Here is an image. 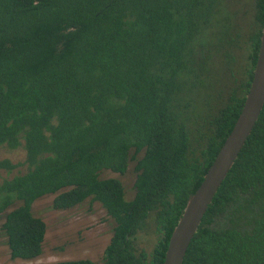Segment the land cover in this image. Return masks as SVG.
<instances>
[{
	"label": "trees",
	"instance_id": "obj_1",
	"mask_svg": "<svg viewBox=\"0 0 264 264\" xmlns=\"http://www.w3.org/2000/svg\"><path fill=\"white\" fill-rule=\"evenodd\" d=\"M263 25L264 0H0V151L11 154L0 159V244L10 260L49 250L46 211L34 209L53 197L56 211L101 204L112 220L101 264H164L243 110ZM131 166L129 200L119 178L102 175ZM184 264H264V108Z\"/></svg>",
	"mask_w": 264,
	"mask_h": 264
},
{
	"label": "water",
	"instance_id": "obj_2",
	"mask_svg": "<svg viewBox=\"0 0 264 264\" xmlns=\"http://www.w3.org/2000/svg\"><path fill=\"white\" fill-rule=\"evenodd\" d=\"M264 108V25L254 77L243 110L171 235L164 264H184L189 247L221 186L235 166Z\"/></svg>",
	"mask_w": 264,
	"mask_h": 264
},
{
	"label": "rangeland",
	"instance_id": "obj_3",
	"mask_svg": "<svg viewBox=\"0 0 264 264\" xmlns=\"http://www.w3.org/2000/svg\"><path fill=\"white\" fill-rule=\"evenodd\" d=\"M245 13V12H244ZM241 13L239 16L243 15ZM11 157L8 151H0V157ZM103 177L119 178L126 188V198L133 199L134 181L136 174L131 166L127 174L120 175L112 172H104ZM53 197H46L38 201L35 212L46 211L45 222L48 225L45 249H49L45 254L31 261L11 262L9 249L0 244V264H55L61 261H80L91 259L101 264V257L107 248L112 236V220L107 216L101 204L95 203L90 211L89 204H83L78 208L65 211L50 210ZM1 226V225H0ZM1 239L6 237L0 231ZM57 240V241H56ZM142 247L146 244V238L140 239ZM54 247H64L62 253L52 251Z\"/></svg>",
	"mask_w": 264,
	"mask_h": 264
},
{
	"label": "clouds",
	"instance_id": "obj_4",
	"mask_svg": "<svg viewBox=\"0 0 264 264\" xmlns=\"http://www.w3.org/2000/svg\"><path fill=\"white\" fill-rule=\"evenodd\" d=\"M4 151H7V150H4ZM5 157H7V156H5ZM5 157H2V158H5ZM1 157H0V159H2ZM135 179H136V177H135ZM2 240V239H1ZM2 241H4V240H2ZM45 245V244H44ZM5 247V249L6 248H8L7 246H4ZM9 249V248H8ZM6 257H8L9 258V261H11V262H13V263H15V262H19L20 260H10V250H9V255L8 256H6Z\"/></svg>",
	"mask_w": 264,
	"mask_h": 264
},
{
	"label": "flooded vegetation",
	"instance_id": "obj_5",
	"mask_svg": "<svg viewBox=\"0 0 264 264\" xmlns=\"http://www.w3.org/2000/svg\"><path fill=\"white\" fill-rule=\"evenodd\" d=\"M135 182V181H134Z\"/></svg>",
	"mask_w": 264,
	"mask_h": 264
}]
</instances>
